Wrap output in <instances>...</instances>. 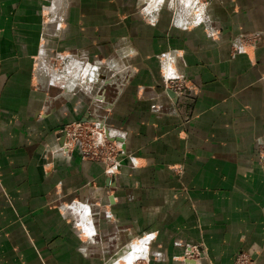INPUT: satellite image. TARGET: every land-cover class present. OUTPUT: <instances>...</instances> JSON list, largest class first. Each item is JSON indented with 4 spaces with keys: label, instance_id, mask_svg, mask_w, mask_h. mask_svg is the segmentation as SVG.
Here are the masks:
<instances>
[{
    "label": "crops",
    "instance_id": "1",
    "mask_svg": "<svg viewBox=\"0 0 264 264\" xmlns=\"http://www.w3.org/2000/svg\"><path fill=\"white\" fill-rule=\"evenodd\" d=\"M53 3L0 0V264H114L143 233L150 264H264V0H213L215 34L167 11L151 21L135 0H61L49 15ZM165 51L181 96L165 88ZM89 112L123 143L116 176L59 150Z\"/></svg>",
    "mask_w": 264,
    "mask_h": 264
},
{
    "label": "built area",
    "instance_id": "2",
    "mask_svg": "<svg viewBox=\"0 0 264 264\" xmlns=\"http://www.w3.org/2000/svg\"><path fill=\"white\" fill-rule=\"evenodd\" d=\"M155 18L154 14L151 15ZM243 39V43L250 42L255 45L258 37H249ZM246 46H244L245 48ZM164 68L162 72L165 88L172 90L177 96H181L190 88L188 79L178 69L173 67L171 61L175 59L172 53H167ZM97 113V112H96ZM71 123V124H69ZM65 124L61 131L64 134L63 142L59 145V150L69 152L79 149L84 159H94L105 164V174L109 177L116 176L121 173L123 167V143L112 134L110 127L106 124L102 125L98 121L91 119L76 120ZM106 123V122H105ZM61 139V138H59ZM131 159L134 160L135 157ZM260 163L264 167V149L260 152ZM191 250L188 251L190 253ZM236 264H253V260L246 254L241 253L236 258Z\"/></svg>",
    "mask_w": 264,
    "mask_h": 264
},
{
    "label": "rangeland",
    "instance_id": "3",
    "mask_svg": "<svg viewBox=\"0 0 264 264\" xmlns=\"http://www.w3.org/2000/svg\"><path fill=\"white\" fill-rule=\"evenodd\" d=\"M212 1L213 0H161V2L159 1V3H157V5L155 6V5H153V2L151 0H135V7H137V9H139L140 11H143V13H145L144 15L146 16V18L151 20V21H152V16H151L152 14H154V16H155V18H154L155 21H158L160 18V14L163 11H167L171 14V21H172V24L174 26L184 28V29H189L191 27H197V26L203 25V26H205V29L207 27V29H209V30L211 29L212 33L215 34V30H214L215 28L213 27V22H212L210 16L208 15V7ZM55 2H56V0H54V3ZM56 4H58V3H56ZM148 8H150V10H147ZM252 36H253V39L255 36L258 37V33H245V34H243L242 38L245 40V39H250L249 37H252ZM167 53H172V52L171 51H165V52L161 53L158 57L159 62H160L161 72H165V70H166L164 68V66H165L164 64L166 61L165 55ZM171 64L173 67L177 68L175 59L173 61H171ZM82 66H83V69L86 68V65L82 64ZM95 66L98 68L97 65H95ZM79 69H80V67H79ZM83 69H80L81 74L79 76L77 74V76L84 80L87 78H86V76L82 77V75L84 73ZM82 71H83V73H82ZM118 71L119 70L111 71V72H118ZM97 72H99V68L97 69ZM118 74H119V72H118ZM51 76H53V78H54L53 80H56L54 75H51ZM97 77H99V73H98ZM96 79H98V78H96ZM66 124H68V123H66ZM69 124H71V123H69ZM129 161H130L132 166H135L134 160L131 159V156H129ZM70 208H71L70 212L73 214V216L76 217L80 223L84 224L83 225L84 232L86 234H88V232H87L88 231V225H87V223L86 224L84 223V222H87V219H88V215H87L88 208L81 205L80 203H75V205H72ZM149 234L150 233H143L140 237L146 238ZM140 239H142V238H140ZM138 241L139 240H137L136 237L129 238L125 244V248L123 249V252L127 249H131L133 244L138 243ZM153 241H155V234L152 235V237L148 240V243H147L148 247H147L146 253L143 255L137 256V258L134 259L132 264H150L151 259H152V256H151V246L152 245L151 244ZM122 253L119 254V257L122 255ZM117 256L114 257V259L112 260L114 264H117L116 259H119V257H117Z\"/></svg>",
    "mask_w": 264,
    "mask_h": 264
},
{
    "label": "bare ground",
    "instance_id": "4",
    "mask_svg": "<svg viewBox=\"0 0 264 264\" xmlns=\"http://www.w3.org/2000/svg\"><path fill=\"white\" fill-rule=\"evenodd\" d=\"M151 1L153 2V5H155V6L157 5V3H159V1L161 2V0H151ZM60 2H61V0H56V2L54 3L53 7L50 8V10H53V11H51V13L49 15H51V14L54 15L53 14L55 12L54 10L57 9V7L60 5ZM56 3H58V4H56ZM70 63H73V65L76 67L75 72L77 71L76 72V75L78 74V76H79L81 74L80 69H83L82 64H80L79 61H76L75 63L73 61V62H70ZM71 65L72 64H70V66ZM79 67H80V69H79ZM67 68L69 69V67H67ZM91 69H94V70L92 71ZM97 69L98 68L96 66H94V68L93 67L92 68H84L83 69L84 70V73L82 71V73H83L82 77H85L86 76L87 79L97 78V75L99 73V72H97ZM69 71L72 72L73 70L72 69H69ZM53 75H54V77L56 79H59V80L63 79L62 78L63 75L61 73H57V71H55L53 73ZM148 240H149L148 237L147 238H142V239H140V241L138 243L133 244V246H132L131 249L125 250L122 253V255L119 257V259H116V263L117 264H132V262L134 261L135 258H137V256L143 255V254L146 253L147 247H148V244H147L148 243Z\"/></svg>",
    "mask_w": 264,
    "mask_h": 264
},
{
    "label": "water",
    "instance_id": "5",
    "mask_svg": "<svg viewBox=\"0 0 264 264\" xmlns=\"http://www.w3.org/2000/svg\"><path fill=\"white\" fill-rule=\"evenodd\" d=\"M170 91H172V90H170ZM94 111L96 112V110H94ZM88 119L98 121L102 125L106 124L105 123L106 122V117L105 116H100V115H93V116H91V113L89 112V113L86 114V120H88ZM62 142H63V140L61 141V143Z\"/></svg>",
    "mask_w": 264,
    "mask_h": 264
}]
</instances>
